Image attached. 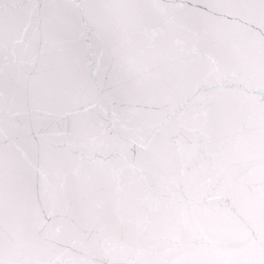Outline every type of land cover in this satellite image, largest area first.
Segmentation results:
<instances>
[{"label": "snow or ice", "instance_id": "obj_1", "mask_svg": "<svg viewBox=\"0 0 264 264\" xmlns=\"http://www.w3.org/2000/svg\"><path fill=\"white\" fill-rule=\"evenodd\" d=\"M0 264H264V0H0Z\"/></svg>", "mask_w": 264, "mask_h": 264}]
</instances>
